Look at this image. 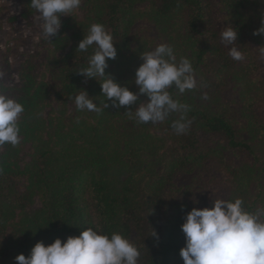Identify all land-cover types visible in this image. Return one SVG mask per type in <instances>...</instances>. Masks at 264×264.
<instances>
[{"label":"trees","instance_id":"16d2710c","mask_svg":"<svg viewBox=\"0 0 264 264\" xmlns=\"http://www.w3.org/2000/svg\"><path fill=\"white\" fill-rule=\"evenodd\" d=\"M30 2L27 0L31 9ZM88 3L90 22L102 23L116 41L117 56L108 60L106 74L134 92L139 91L135 71L133 76L128 74L124 54L131 48V27L145 16L159 25H171L177 18L184 21V34L178 37L182 45L178 41L174 44L182 52L180 58L191 60L199 90L221 93L234 74L246 80L247 86L256 82L253 73L258 61L251 48L254 42L260 46L262 42L264 49V35H259L261 41L253 37L255 28L262 24H256L250 15L254 1L220 0L238 33L234 42L244 56L241 61L233 60L221 41L213 0ZM162 29L166 31V25ZM93 48L66 55L61 70L62 92L67 98L74 97L88 83L85 90L103 111L81 112L76 108L68 114L66 100L57 103L56 114L48 121L50 138L45 142L40 138L41 148L25 167L15 156L17 145L0 146V264H18L15 257L20 253L28 256L38 241L45 245L57 237L63 241L96 225L108 234L122 232L128 237L140 251L138 264H184L180 256L185 245L181 225L192 209L193 193L188 186L184 199L168 202L166 189L173 185L176 175L195 173L210 158L218 160L247 210L264 207V116L254 108L256 100L250 91L245 93L241 115L236 119L226 110L198 102L196 88L183 94L170 88L174 99L190 106L186 117L191 126L185 134L177 135L171 127L178 118L176 113L159 124H143L135 117L139 100L119 108L108 100V107H103L106 97L100 81L105 78L85 80L78 71L87 66ZM30 114L18 122L25 137L35 135L46 122L42 116ZM239 128L249 140L239 137ZM206 136H221L225 147L204 144ZM240 153L246 154L244 160L231 158ZM21 176L27 178L24 192L19 187ZM34 195L40 206H29Z\"/></svg>","mask_w":264,"mask_h":264},{"label":"clouds","instance_id":"9594fccd","mask_svg":"<svg viewBox=\"0 0 264 264\" xmlns=\"http://www.w3.org/2000/svg\"><path fill=\"white\" fill-rule=\"evenodd\" d=\"M81 3L82 0L30 2L42 21V33L49 40L60 30L61 16L71 15ZM237 35L229 25L221 32V41L228 47L231 58L241 61L244 56L234 44ZM253 35H264V21ZM115 42L106 27L97 22L90 25L77 47L86 53L95 46L87 66L78 71L85 78H105L100 81L101 92L106 97L103 107H108V100L117 108L133 105L143 94L147 100L140 101L135 108L138 123H161L176 113L178 118L172 121L171 127L177 135L185 134L192 123L186 117L190 106L174 99L169 89L175 87L183 94L196 87L191 60L188 57L178 60L173 47L167 43L143 51V63L134 76L139 91L134 92L105 72L108 60L117 56ZM92 97L83 89L69 99L74 101L78 111H103ZM204 98L207 99L206 94ZM23 112L20 101L0 90V146L20 143L18 121ZM181 230L185 236V245L180 249L184 264H264V207L249 211L241 197L217 198L211 207H193L186 213ZM151 234L156 235L154 231ZM139 257L138 247L122 232L108 234L96 225L63 241L59 237L48 245L38 241L28 256L20 253L15 259L18 264H138Z\"/></svg>","mask_w":264,"mask_h":264},{"label":"rangeland","instance_id":"374dc122","mask_svg":"<svg viewBox=\"0 0 264 264\" xmlns=\"http://www.w3.org/2000/svg\"><path fill=\"white\" fill-rule=\"evenodd\" d=\"M251 1L255 2V7L251 10L250 15L256 24L262 23L264 21V0ZM213 5L217 26L221 33L225 27L231 24L232 19L226 16L227 11L220 0H213ZM90 9L88 0H82L79 9L71 15H62L59 32L51 38L52 40H49L42 33V21L38 18L39 14L35 9L32 7L30 9L27 6V0H0V90L23 104L24 112L18 122H22L28 113V116L31 115L30 113L36 117L42 116V119L46 121L43 125L44 128L36 131V136L32 133L28 137L20 134L21 141L17 145L18 150L15 152V156L19 159V165L22 167H25L41 148L43 141L40 138L42 137L44 142L50 138L48 121L56 114L54 108L57 103L66 100L68 114L76 109L74 101L63 95L61 70L64 67L66 55L77 51L79 41L88 33L92 24ZM176 21L178 23L159 25L148 16L137 20L130 29L131 48L124 54L127 60L126 64L128 63L125 65V69L129 67L128 74L133 76L137 67L143 63L141 57L143 51L154 49L160 43L171 45L177 59H180L182 52L174 42L178 41L177 44H181L178 37L179 34H184L185 25L183 20L177 18ZM164 25L167 27L166 31L162 29ZM253 37L257 41L262 40L259 35ZM234 44L236 45L235 42ZM262 44L261 42L260 46L254 42L253 48H251L258 61V68L253 73L255 83H249L247 86L246 80L239 79L234 74L228 87L221 93L214 94L210 91L199 90L196 78L195 88L198 90L195 92V97L198 102L226 110L230 117L236 118L239 114L241 115V108L246 100L245 93L250 91L256 100L254 108L260 109L264 116V49ZM191 52L192 50L189 49L188 54ZM84 79L89 80L90 78ZM83 86L84 90L89 87L88 83ZM205 94L207 99L204 98ZM145 100L147 97L144 95L139 98L138 103ZM236 125L239 126L240 121ZM239 137L243 140L250 139L241 128H239ZM204 144L212 147L217 146L220 149L225 147L221 136H206ZM245 155L243 153L234 154L231 158L240 162L244 160ZM221 168L217 159L210 158L209 162L201 166L195 173H179L173 180V185L170 184L166 189L170 195L168 202L178 198L184 199L183 191L188 186L193 193L190 198L192 208L211 207L217 198L232 199L237 197L239 194H237L234 183ZM26 179L24 176L19 177L20 191H25ZM31 200L32 203L30 202L29 206H40L37 196L34 195Z\"/></svg>","mask_w":264,"mask_h":264}]
</instances>
